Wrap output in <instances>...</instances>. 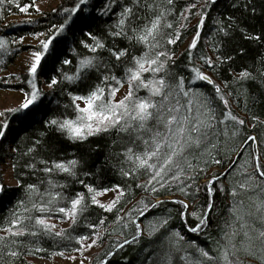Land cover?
<instances>
[{"label":"snow or ice","instance_id":"6c2138e0","mask_svg":"<svg viewBox=\"0 0 264 264\" xmlns=\"http://www.w3.org/2000/svg\"><path fill=\"white\" fill-rule=\"evenodd\" d=\"M175 2L73 0L72 6L63 8V20L36 37L39 44L30 54L25 79L20 81L27 84L28 90H22L21 103L0 111V141L7 140L12 118L25 128L39 123L72 144H84L92 137L112 132L124 134L129 137L128 145L107 157L112 170L124 183L103 185L86 182L78 179L77 170L83 163L81 159L49 160L37 155L46 147L43 137L47 131L40 132L23 153L30 158L24 168L32 175L43 173L44 179L39 183L25 182L23 179L17 181L16 187L22 195L10 203L6 215L0 220V232L4 233L0 235V257L7 256L14 262L20 256L18 249L25 245L24 237L38 238L28 241L33 245H38L40 239L60 238L74 241L83 248H91L103 239L100 229L108 221V217L103 216L97 223L90 222L91 218L86 213L95 206L104 213H116L108 227L119 225L121 239L112 245L114 250L107 253L109 258L119 255L121 250H126V246L138 247L145 235L151 239L161 230H167L165 239L169 243V250L161 258V264H173L177 254L182 264H242L241 253L264 264V141L245 134L246 138L237 147L230 146V141L241 137L245 121L231 111L228 97L233 96V92L225 94L203 68L215 70L234 57L225 56L219 47L223 41L214 39L210 42L212 50L218 53L215 60L204 54L193 56L206 12L197 13L201 17L198 30L187 50V64L183 65L188 74L175 71L178 67L177 57L174 47L169 46L177 44L181 39V29L187 27L181 23L176 28L168 20L169 16L175 14ZM5 3L6 0H0V5ZM7 3L21 13L28 14L34 0L33 4L22 5L21 0H7ZM216 3L217 0H204L202 7ZM192 7L195 5L179 13L184 21L188 20L185 13L190 12ZM35 11L39 12L40 9L37 7ZM255 11L253 8V15ZM108 17L113 18L107 32L112 38V47H106L105 41L93 31L94 24L107 23ZM227 20V24L216 21L217 32L214 37L219 35L228 38L239 27L233 17L229 16ZM77 24L78 39L71 32V26ZM241 32L245 39L264 43L259 35L249 34L244 29ZM68 34H73L74 44L93 55L83 54L73 48V55L77 57L75 70L69 74L61 68V79H57L55 75H48L57 70V61L61 65L73 64L66 57L60 59L64 56L62 46L67 43ZM39 36L45 38L40 40ZM118 40L127 41L129 47L119 48L116 43ZM13 42L23 44L24 40L21 37ZM7 45L8 41L0 39V51L6 50ZM137 48L140 49L138 53ZM101 50L108 51L115 58L114 62L109 60L104 64L101 57L95 55ZM240 54H243L242 49ZM102 66L105 71L101 73L99 82L88 83L90 74L94 71L99 73ZM119 68H123L122 75L115 71ZM260 72L264 75V68ZM45 75L50 81L47 84L51 90L49 93L38 87L41 77ZM238 75L239 80H234V83L241 86L242 82L256 78L247 69ZM170 76L175 79L170 80ZM16 79L20 80L19 77ZM68 84H82L87 89L86 92L66 93L70 104L65 103L63 107L65 110L70 108L73 116L67 112L57 114L59 109L50 108L47 100L57 91L64 93ZM205 85H210L211 91ZM125 86L126 90L117 100V94ZM142 91L146 94L140 95ZM252 119V127H256V123H264L257 116ZM233 152L240 159H233ZM205 156L207 159H204ZM209 164L218 166L222 172L213 173L202 186L205 189V203L196 204L201 190L198 180L201 174L207 175L209 170L202 165ZM237 174L243 180L233 182L232 178ZM58 175L71 178L84 190L73 189L66 193L65 189L71 186L67 181L56 179ZM83 175L92 176L95 173L89 171ZM225 180H229V188L224 187ZM109 192L115 193V196L108 202H102L99 198ZM162 192L193 196L196 210L189 212L190 205L184 200H161L159 196ZM243 193H254L248 197L251 202L248 207H245L243 200L237 199ZM219 194L232 198L228 209L229 219L225 221L219 239L209 251L195 239H188L187 233L211 237L212 224L218 214L215 197ZM8 195L9 190L0 184V199ZM127 195L139 198L124 211L120 205L126 207L132 203L125 199ZM169 203L180 207L167 208ZM162 208L166 209L167 214L159 211ZM174 211L178 213L186 232L169 227L174 220ZM188 216L196 223L191 224ZM53 217L68 227L57 230L58 225L52 222ZM257 223L260 227H257ZM82 224L91 231L74 235L75 229ZM189 249H193L194 254ZM44 250L35 247V251ZM56 254L64 255L63 252Z\"/></svg>","mask_w":264,"mask_h":264},{"label":"trees","instance_id":"16d2710c","mask_svg":"<svg viewBox=\"0 0 264 264\" xmlns=\"http://www.w3.org/2000/svg\"><path fill=\"white\" fill-rule=\"evenodd\" d=\"M39 0H34V5L29 9V13H21L14 6L6 3L0 5V39L8 41L6 50L0 51V89H10V90H28L26 83H21V80H24L27 74L21 75L19 83H11L8 78H5L2 75L5 71L12 66L17 59V57L28 51L35 50V47L27 46L26 44L14 43V40H19L21 37H37L42 32H47L48 29L54 25L58 24L63 20L64 13L63 8L72 6L73 0H59L58 6L50 11L45 13H38L35 11V3ZM202 1L200 0H176L175 2V14L168 17V20L171 21L174 27L179 28L181 23L187 25L186 29H181V39L177 42L174 47L176 57H177V68L176 72L188 74L183 65L187 64L188 59V48H183V45L186 43L188 38L191 36L194 37L197 29V23H193L197 17L196 6L201 5L200 12H206L207 16L205 18L204 26L200 30V39L198 46L193 50V56H199L201 54L207 56H214L212 58L215 60L218 55L217 52H214L212 41L222 40L223 43L219 45L222 53L227 56L231 55L234 57L231 61L219 65L215 70L203 68L205 72H209L212 76V79L221 86L225 94L231 91L233 96L228 97L229 104L231 106V111L233 114L238 116L240 119L245 121V124L242 129V135L235 141H230L231 147H237L241 140L245 137V134L248 136H256L258 140L264 141V123H256V127H252L254 121L253 116L259 117L261 122H264V75H261L260 70L264 68L262 64V58H264V43L257 42L255 40L245 39L241 29H244L247 33L252 35H259L261 40L264 41V0H217V3L210 5L209 7H202ZM21 4H33V0H21ZM166 4V0H164ZM192 5L195 7L191 8L190 12H186L185 15L188 16V20L184 21L179 13L184 11L185 8H189ZM236 5V7H233ZM255 8V14L253 15L252 9ZM26 15L28 18L20 20H10V18L15 16ZM37 15V16H36ZM233 17L235 24L239 27L236 28L232 35L228 38H223L219 35L214 37V34L217 32V20L228 23L227 17ZM200 17V16H199ZM201 18V17H200ZM199 18V20H200ZM113 18L108 17L107 23L97 22L93 25V31L105 41L106 47H112L113 41L112 38L107 35L108 25L112 23ZM71 32L75 34V38H79V25L71 26ZM44 39V36H39ZM74 36L73 34H68L67 43L62 46L64 56H61L60 59L65 57L71 59L73 64L70 65H61L59 61L56 63V71L50 72L48 75H55L57 79H61L60 69L71 74L75 68V62L77 57L73 55L72 49L77 48L78 51L83 54L93 55L92 53H87V50L79 48L76 44L73 43ZM193 40V39H192ZM192 42V41H191ZM117 46L119 48L129 47L128 42L125 40H118ZM243 50V54H240V50ZM137 53L140 51L139 48L136 49ZM95 55H99L103 60L104 64H107L109 60L114 62L115 58L111 57L110 53L105 50L98 51ZM247 69L248 71L255 74L254 80H247L242 82L243 86L234 83V80H239V73ZM105 71L102 66L100 72H92L90 74V80L88 83H98L101 77V73ZM118 75L123 74V68L115 70ZM48 75L42 76L38 87H41L45 93L51 92L47 87V84L50 82L48 80ZM170 80H174V76L169 77ZM227 82L228 87L225 88V83ZM66 83V82H65ZM64 87V85H61ZM205 88L208 91H211L210 85H205ZM86 88L82 84L71 85L68 84L65 87L64 93L55 92L52 95L47 97L49 107L52 109H59L57 114H62L67 112L69 116H73L71 109L65 110L63 105L65 103L70 104L66 93L69 91L76 92H86ZM143 91L140 95H145ZM11 131L8 133L7 140L0 141V184H2L6 189L9 190V195L5 196L3 199H0V220L6 215L7 210L10 206V203H14L15 199L22 195L19 188L14 186H6L3 183V167L4 165L10 163L12 168L13 177L17 183L19 179H23L25 182L39 183L41 179H44L43 173H37L32 175L27 173L24 165L28 163L29 157L23 155L29 146H31L32 141L37 138L40 132L47 131V135L43 137L46 147L39 152L37 155L43 156L46 159H56V160H69L73 158H78L82 160V167L78 169V179H84L86 182L93 184H103L110 185L113 183H124L121 181L120 177L115 174L111 168L110 162L107 160V157L110 153L119 152L122 148L126 147L129 143V137L124 134H117L112 132L109 134H104L101 137H92L89 141L84 144H72L71 142L64 139L59 133L54 131L47 130L43 125L36 123L28 127H21L18 122L15 121V118H12V123L10 124ZM15 138V139H14ZM223 140V137H221ZM224 145L221 144V148ZM233 159H240L236 154L232 153ZM204 159H207L205 156ZM15 165V168L13 167ZM208 167L207 175L201 174V177L198 180L201 190L199 192L198 198L195 200L196 204L205 203V189L202 187L208 179L211 178L213 173L222 172L216 165H202ZM93 172L95 175L84 176V172ZM251 171V169H249ZM61 182L67 181L70 184L69 189H65V192L75 190H84L82 186L73 181L71 178L65 177L63 175H58L55 177ZM233 182L242 181L243 177L239 174L235 175L232 178ZM231 186L229 180L224 181V187L229 188ZM42 188L44 185L41 186ZM86 191V190H85ZM131 190H129L130 192ZM254 195V193H243L238 196V200H243L245 207L250 206L251 202L248 197ZM139 197H136L138 199ZM161 200L171 201V200H184L189 203L190 208L189 212L195 211V206L193 204V196L185 197L179 192L176 195H170L166 192H162L159 196ZM126 200H131L132 203L127 204L126 207L122 204L120 205L124 211L131 208L135 204L136 199L131 195L125 197ZM231 197L223 194H219L215 197L216 201V211L217 215L212 224V232L210 238L197 237L194 234L187 233L188 239H195L200 246L204 247L206 250L211 251L214 247L215 241L220 237V230L223 227L225 221L229 219L228 209L231 207ZM167 208L179 209V205H174L169 203ZM159 211L165 212L166 209L162 208ZM159 214V212L157 213ZM92 223H97L100 218L103 216L108 217V221L103 228L100 229V235L103 239L98 240L101 244V250L96 255L92 264H102V262L107 261L108 264H125V258H127V264H161V258L169 250V243L165 239L167 235V230H161L154 237L149 239L147 235L142 237V242L138 247L126 246V250H121L119 255L109 258L107 253L113 251L112 245L115 244L118 240L121 239L119 235V225H113L111 228L108 227L109 222L115 219L116 213H104L102 209H99L95 206H92V209L89 213H86ZM174 220L170 224L171 229H179L182 232H186V229L182 226L179 215L176 211L172 213ZM58 220V218L53 217V221ZM188 220L191 224H195L196 221L193 220L191 216H188ZM87 223V222H85ZM68 225L64 228H67ZM257 227L260 225L257 223ZM112 232V235H108L107 232ZM57 230H59L57 228ZM91 230L87 227H84L83 224L79 228L75 229L74 235L76 233L87 234ZM0 235L4 233L0 232ZM95 238V237H93ZM25 245L21 246L18 250L20 256L15 259L13 262L11 258L7 256L0 257V264H34L29 259L31 258H48L51 259L53 256H57L59 252L72 253L76 251H81L82 246L76 244L74 241L62 240L60 238L50 239L44 238L39 240L38 245L29 244L28 241L38 238L24 237ZM39 246L45 249L44 251H35V247ZM15 248V246H13ZM145 249H148L145 252ZM189 252L194 254L193 249H189ZM214 254V253H213ZM177 254L174 259L173 264H182L178 258ZM240 260L242 264H259L257 259L240 254Z\"/></svg>","mask_w":264,"mask_h":264},{"label":"rangeland","instance_id":"374dc122","mask_svg":"<svg viewBox=\"0 0 264 264\" xmlns=\"http://www.w3.org/2000/svg\"><path fill=\"white\" fill-rule=\"evenodd\" d=\"M200 1H202L200 3L202 4L204 3V0H200ZM58 3H59V0H39L35 3V8L38 7L40 9L38 13L50 12L58 6ZM200 7L201 5L196 6L197 8L196 15L197 13H200ZM24 18H28V16L26 15L15 16V17L10 18V20H20ZM199 18H200L199 15H197L193 23H197L199 21ZM39 39L42 40V37H39ZM192 39H193V36L188 38L186 43L183 45L182 49L186 48L191 43ZM23 40H24L23 43L30 47H35L39 44V40L36 37H31V36L25 37ZM31 52L32 50L21 53L15 60L14 64L10 66L9 69L5 71L2 75H4L5 78H8L11 81V83H16V84L19 83L20 80H17L16 77H20L23 74H27V64H28ZM212 58H214V56H212ZM206 73L212 76L209 72H206ZM125 90H126V86H125V89H121V92L117 94V97H116L117 100H119L122 97ZM22 100H23L22 91L10 90L7 88L0 89V111H4L7 108L15 107L19 103H21ZM81 106H83L82 103H81ZM2 179H3L4 185L6 186H14L17 184L13 177L12 168L10 166V163L4 165ZM114 196H115V193L109 192L108 194H106L103 197H100L99 199H101L102 202H108ZM52 222L58 225L57 227L58 229H60L61 227L64 228L67 226V224H60V221L58 220H54ZM90 242L91 241H89V243ZM100 250H101V244L97 241V243L93 245L91 248H82L81 251L65 253L63 256L61 255L53 256L51 259L31 258L29 259V261H31L34 264H81V262H83V264H92V261L94 260L96 255L100 252ZM73 257L75 259H72Z\"/></svg>","mask_w":264,"mask_h":264}]
</instances>
